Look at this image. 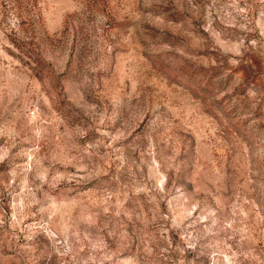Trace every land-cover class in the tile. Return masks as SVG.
Here are the masks:
<instances>
[{"label":"rangeland","instance_id":"1","mask_svg":"<svg viewBox=\"0 0 264 264\" xmlns=\"http://www.w3.org/2000/svg\"><path fill=\"white\" fill-rule=\"evenodd\" d=\"M0 264H264V0H0Z\"/></svg>","mask_w":264,"mask_h":264}]
</instances>
